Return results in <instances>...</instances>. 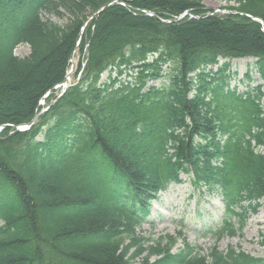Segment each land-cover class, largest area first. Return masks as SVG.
Here are the masks:
<instances>
[{"label": "trees", "instance_id": "16d2710c", "mask_svg": "<svg viewBox=\"0 0 264 264\" xmlns=\"http://www.w3.org/2000/svg\"><path fill=\"white\" fill-rule=\"evenodd\" d=\"M110 1L0 0V264H135L137 229L183 175L223 196L224 226L208 255L188 242L173 251L176 237L141 264H264L218 246L264 201V82L239 93L230 62L212 68L253 57L264 81L263 25L240 13L264 21V0H226L224 15L202 0L114 3L87 25L85 61L59 98L85 20ZM60 8L69 24L44 18ZM186 11L198 18L175 20ZM50 90L48 109L17 129Z\"/></svg>", "mask_w": 264, "mask_h": 264}, {"label": "rangeland", "instance_id": "374dc122", "mask_svg": "<svg viewBox=\"0 0 264 264\" xmlns=\"http://www.w3.org/2000/svg\"><path fill=\"white\" fill-rule=\"evenodd\" d=\"M202 3L208 10L219 11L220 15L230 13L227 8L223 7L236 5L234 1L226 0H202ZM61 10L64 13L58 14L57 11L46 9L44 18H50L62 26L69 24L70 13L63 8ZM15 53L19 57L25 58L31 53V48L28 44H20ZM85 53V49L82 52L80 48L76 51V65L71 83L80 60L85 61ZM225 62L231 64L227 71L230 77V88L237 89L239 93L250 91L263 83L256 59L222 60L221 65ZM213 69L217 71L219 66H215ZM166 71H169V67H166ZM109 74L106 72L103 75V80L107 79ZM163 82L169 83V79L155 81L150 85L161 86ZM61 89H56V92L59 93ZM45 104L46 101H42V106L47 105ZM262 105L264 106V97ZM262 150L264 151V148ZM183 178L185 181L182 184H172L167 190L160 193L159 199L152 204V212L148 221L137 229L136 235L143 242L146 251L141 257L134 260L135 264H141L149 252L158 248V242L162 246L168 247L171 245V238L177 236L182 235L183 238H180L177 245L173 247L174 251L184 247L183 239L197 247L198 250H202L203 255H208L215 244L213 232L223 225L222 221L226 213L222 196L210 195L208 192H204V189L197 190L192 185L190 177L183 176ZM218 246L222 250H228L230 246H234L255 257L264 258V204L258 213L249 215L243 234L234 237L226 235L219 240ZM155 258L154 255L150 260L153 261Z\"/></svg>", "mask_w": 264, "mask_h": 264}, {"label": "water", "instance_id": "95a60500", "mask_svg": "<svg viewBox=\"0 0 264 264\" xmlns=\"http://www.w3.org/2000/svg\"><path fill=\"white\" fill-rule=\"evenodd\" d=\"M111 5V2H108L106 4H104L98 11H96L91 18H94L96 16H98L103 10H105L108 6ZM249 17H251L250 15H248ZM89 20V19H88ZM88 20L85 22V25L88 23ZM38 117V114L35 116L34 120L32 122H30L29 124L23 125L22 127H18L20 129H25V128H29L35 121V119ZM5 127V126H3ZM2 127V128H3Z\"/></svg>", "mask_w": 264, "mask_h": 264}, {"label": "bare ground", "instance_id": "6f19581e", "mask_svg": "<svg viewBox=\"0 0 264 264\" xmlns=\"http://www.w3.org/2000/svg\"><path fill=\"white\" fill-rule=\"evenodd\" d=\"M232 12H234V11L230 10V13H232ZM75 65H76V52L73 53L72 58H71L70 68L68 70V74H67V78H66V83H65L66 85H69L71 83V81H72V77H73V70H72V68Z\"/></svg>", "mask_w": 264, "mask_h": 264}]
</instances>
